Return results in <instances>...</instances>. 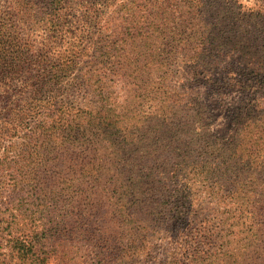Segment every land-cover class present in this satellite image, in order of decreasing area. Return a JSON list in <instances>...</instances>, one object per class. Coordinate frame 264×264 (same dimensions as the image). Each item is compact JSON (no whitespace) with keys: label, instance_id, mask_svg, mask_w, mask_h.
Wrapping results in <instances>:
<instances>
[{"label":"rangeland","instance_id":"374dc122","mask_svg":"<svg viewBox=\"0 0 264 264\" xmlns=\"http://www.w3.org/2000/svg\"><path fill=\"white\" fill-rule=\"evenodd\" d=\"M15 1L0 0V27L43 47L31 14L8 21ZM99 1L92 43L49 102L13 112L0 98V259L17 226L39 221L54 229L50 264H170L181 227L197 264H264V0ZM130 30L161 38L139 42V57L110 38ZM155 45L158 68L147 60ZM58 95L72 109H48ZM83 110L98 114L93 137L44 143L53 116L70 112L54 128L76 127Z\"/></svg>","mask_w":264,"mask_h":264},{"label":"trees","instance_id":"16d2710c","mask_svg":"<svg viewBox=\"0 0 264 264\" xmlns=\"http://www.w3.org/2000/svg\"><path fill=\"white\" fill-rule=\"evenodd\" d=\"M65 5V0H16L13 10L6 12V16L9 17L8 21L12 18V14H31L45 30L47 39L43 47H38L35 41L24 39L17 31L14 32L9 29L7 25L3 24L0 27V98L3 97L2 95L9 96L5 102V109H11L15 112L20 107V104L28 103L30 99L34 100L37 108H39L38 103L41 106L45 105L52 98L51 94L47 92L50 89L58 88L65 78L63 75L71 73L76 65V61L87 52L89 45L92 43L90 35L103 12V3L99 0H78L76 7L71 5L72 7L69 10L65 9ZM116 37L123 44L128 45L127 47L135 45L134 51L139 54V57L143 56V51L138 47L139 42H153L156 44L157 40L161 38L156 33L136 32L135 30H130L129 32L116 31L115 34L110 36L111 40ZM100 38L96 44L102 49L103 39L102 37ZM176 42H178L177 46H179L185 43V39H177ZM157 45H155V48H150L151 51L149 52L152 54H148L149 57L147 58L148 63L152 64L155 68H158L160 63L163 62L160 61L161 57L156 55L158 51ZM119 47H110L108 51L103 53V56L108 60L114 51H120ZM195 52H199V49ZM198 54L200 55L201 53H196V55ZM133 55L134 53H132L128 62H120L124 67L122 72L125 69L132 71L134 66H136L132 62ZM129 66H132V68H129ZM207 67V65H204V68ZM114 71L112 73L115 74L118 80L125 83L128 76L125 73L116 71V69ZM87 75L92 76L90 73ZM101 75L102 73L96 75L93 85L97 86L100 91L104 83ZM18 80H22L20 87H17L16 84ZM57 98H59L58 105L55 99H52L48 109H72L69 102L63 101L64 97L58 95ZM94 108L95 105L91 107V109ZM179 110L172 109V112ZM81 112L76 117L79 116L83 122L82 125H76V127L70 125L63 129L54 128L55 123L61 121L69 122L72 117L71 113L59 112L53 116L49 127L45 129L46 134L42 135L47 138L44 143L53 144L55 142H69L70 140L72 142L78 141L77 137L81 132L84 137L90 136V134L93 137L99 127L96 122L98 114L84 110ZM13 130H8L10 132L9 136L13 134ZM0 134L3 136V130ZM66 158L67 163H75L76 158H74V154L71 153ZM20 214L22 216L25 215L23 212ZM51 226L52 223H39V221L31 227L28 223L17 226V229L20 231L18 232L19 234H14L15 236L7 239L8 246L6 248L10 250V254L8 255L10 261L7 264H50V252L45 251L43 248L53 233L54 229ZM183 232L182 227L176 232V239L178 241L175 252L172 253V259L169 262L170 264H186L182 259L188 257L191 259L190 261L197 264L199 260L197 259V249L191 250L188 235ZM0 243L3 244L2 242ZM183 252H185L182 255L183 257L179 258L178 255ZM0 264L6 263L0 259Z\"/></svg>","mask_w":264,"mask_h":264}]
</instances>
